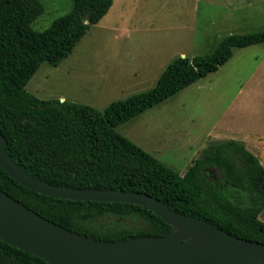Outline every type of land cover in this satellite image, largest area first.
<instances>
[{"label":"trees","instance_id":"trees-1","mask_svg":"<svg viewBox=\"0 0 264 264\" xmlns=\"http://www.w3.org/2000/svg\"><path fill=\"white\" fill-rule=\"evenodd\" d=\"M113 4L114 0H73L68 13L37 30L33 22L45 12L42 0H0V132L8 140L10 155L43 181L143 192L235 236L264 242V165L244 141L212 143L181 174L117 130L217 71L235 48L264 43V30L233 33L210 53L177 57L153 88L114 101L105 110L41 99L27 89L44 62L59 65ZM0 188L47 219L96 239L164 236L172 229L154 211L135 203L62 199L36 192L1 164ZM0 264L49 263L0 239Z\"/></svg>","mask_w":264,"mask_h":264},{"label":"rangeland","instance_id":"rangeland-1","mask_svg":"<svg viewBox=\"0 0 264 264\" xmlns=\"http://www.w3.org/2000/svg\"><path fill=\"white\" fill-rule=\"evenodd\" d=\"M42 1L37 30L73 6V0ZM261 30L264 0H114L74 51L57 66L44 62L27 89L41 99L105 110L153 88L177 57L207 54L230 34ZM117 130L181 174L212 143L227 139L244 141L264 165V43L235 48L217 71Z\"/></svg>","mask_w":264,"mask_h":264},{"label":"water","instance_id":"water-1","mask_svg":"<svg viewBox=\"0 0 264 264\" xmlns=\"http://www.w3.org/2000/svg\"><path fill=\"white\" fill-rule=\"evenodd\" d=\"M7 146L8 140L0 132V164L29 189L62 199L135 203L172 226L164 236L96 239L47 219L0 188V239L49 264H264V242L235 236L143 192L43 181L20 166Z\"/></svg>","mask_w":264,"mask_h":264},{"label":"crops","instance_id":"crops-1","mask_svg":"<svg viewBox=\"0 0 264 264\" xmlns=\"http://www.w3.org/2000/svg\"><path fill=\"white\" fill-rule=\"evenodd\" d=\"M108 15V14H107Z\"/></svg>","mask_w":264,"mask_h":264}]
</instances>
